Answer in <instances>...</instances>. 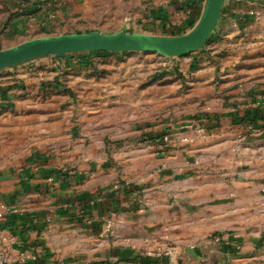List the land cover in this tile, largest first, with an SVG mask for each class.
Wrapping results in <instances>:
<instances>
[{"label": "crops", "instance_id": "0c3cea01", "mask_svg": "<svg viewBox=\"0 0 264 264\" xmlns=\"http://www.w3.org/2000/svg\"><path fill=\"white\" fill-rule=\"evenodd\" d=\"M212 6L213 0H0V44L74 34L198 37ZM64 57L63 70L42 56L0 69V203L17 209L0 221V232L7 226L19 236L8 264H48L44 240L62 224L93 222L98 233L119 215L133 226L145 222L143 229L156 237L173 216L163 183L178 174L175 167L184 171L177 178L196 179L200 191L214 186L201 177L230 176L237 159L264 153V0H220L207 39L171 64L155 63V52L145 50ZM78 61L84 69L76 68ZM93 69L106 73L95 85L87 75ZM76 94L80 112L73 119ZM91 98L97 107L89 114ZM108 109L126 110L127 118L107 120ZM188 125L205 127L208 135L171 151L155 143L163 132ZM119 178L128 182L115 187ZM143 212L153 215L146 219ZM230 240L168 248L163 264H264V244ZM36 250L40 259L20 260ZM137 253L130 249V264H137Z\"/></svg>", "mask_w": 264, "mask_h": 264}, {"label": "rangeland", "instance_id": "374dc122", "mask_svg": "<svg viewBox=\"0 0 264 264\" xmlns=\"http://www.w3.org/2000/svg\"><path fill=\"white\" fill-rule=\"evenodd\" d=\"M10 48L13 47L0 44V50ZM188 49L190 48L177 51L155 52L156 58L154 62H157V64L161 63L162 65L163 62L171 64L172 61H175L171 59L174 55L180 56L182 52ZM76 52H64L63 50L60 52L41 53V55L26 58L21 63L31 62L33 58H40L42 56L58 61V64L62 65L60 69L63 70L66 67L64 62H62L65 58L64 56ZM149 60L148 58L147 61ZM76 66L77 69L82 68L79 61ZM87 75L93 78L92 84L95 85L94 81L104 78L106 73L99 72L97 74L95 69H93ZM62 85H64V81ZM80 98L79 94L75 95L76 108L72 110L73 119L79 115L80 107L78 104L80 103ZM91 100H94V98H91ZM95 101L87 102V112L89 114L96 111L95 108L97 106L95 107ZM122 112L124 114H120ZM103 113L105 114L104 118L108 117L107 120L111 121L127 118L126 110L108 109L107 111H103ZM184 128H189L187 130L190 132L186 133ZM184 128L177 130L179 133L184 131L183 136L173 129L155 137L159 141L155 143L162 145L163 150L171 151L173 145H180L179 143L181 142L190 145L208 135L205 133L207 132L205 131V127L188 125V127ZM199 129L203 132H198ZM165 134L168 135V140L166 141L163 138ZM135 145L137 148L142 147L139 146V143ZM117 148L121 150L123 147L118 146ZM248 157V161L241 162L239 159L236 160L237 163L233 167L236 173H232L230 176L201 177L200 180L213 179L214 183H211V185L215 187L209 186L208 188L205 186L200 191L194 188L196 186L193 182H196V179L185 180L177 178L176 175H181L179 173L182 171V168L175 167V171L178 174H170L163 183V186L166 183L165 188L163 187V199L169 205L173 216L171 215L167 223L165 221V224H162L163 230L161 225L157 227L161 233L156 237L149 236L150 233H147L143 229L145 222L138 221L133 226V223H130L125 216H121L120 219L119 215L117 217L118 221L107 219L106 223L98 229V233H96V228L92 225L93 222H85L86 226L82 227L72 224H62L55 228V233L51 232L50 237L44 240V244L50 249L49 254L45 255V260L48 259V264H119L121 261L129 262L130 264V258L132 257L129 251L134 247L138 250V253L134 257L137 264H163L164 250L168 248L174 249L182 246L185 249H189L202 245L208 246L212 242H222L224 239L226 241H231L230 239H232L236 240V242L246 241L249 244H264V153L254 152ZM189 159L187 158L185 161L191 164L192 162L188 161ZM202 160L203 158L198 156L194 159L193 163L199 166ZM166 165L169 166L170 164ZM163 170L165 169L163 168ZM119 174L123 178L128 176L123 171H120ZM123 178H119L114 183L115 187L116 185L120 187L123 181L125 183L128 182L127 179L124 180ZM140 183L143 182L140 181ZM209 193L210 196L208 197ZM137 194V198H141V201L145 199L140 189ZM143 205L145 206V210L143 211L147 214L150 213V208L147 204L144 203ZM145 212L143 213L145 214ZM147 214H145L146 219L153 215ZM91 230L92 234H90ZM114 248H116L115 251L119 249L120 252L117 250L115 255L111 254ZM45 251L47 253V250H44L40 252L41 255ZM36 254V259H40L37 250Z\"/></svg>", "mask_w": 264, "mask_h": 264}, {"label": "water", "instance_id": "95a60500", "mask_svg": "<svg viewBox=\"0 0 264 264\" xmlns=\"http://www.w3.org/2000/svg\"><path fill=\"white\" fill-rule=\"evenodd\" d=\"M220 0H213L211 14L198 37L154 38L111 35L49 36L23 42L13 48L0 50V69L26 58L46 52H72L86 50H145L150 52L177 51L191 48L207 39L218 14Z\"/></svg>", "mask_w": 264, "mask_h": 264}, {"label": "built area", "instance_id": "2783aa9c", "mask_svg": "<svg viewBox=\"0 0 264 264\" xmlns=\"http://www.w3.org/2000/svg\"><path fill=\"white\" fill-rule=\"evenodd\" d=\"M203 132L198 130V132ZM164 140H168V135L163 136ZM17 211L16 207L2 202L0 203V221H6L9 216L14 214ZM52 219L47 218V222L50 223ZM18 235L15 231L8 228L7 226L3 227L0 232V264H8L11 259L10 249L18 241ZM36 251H31L30 253H21L20 260L26 262L27 260H36Z\"/></svg>", "mask_w": 264, "mask_h": 264}]
</instances>
